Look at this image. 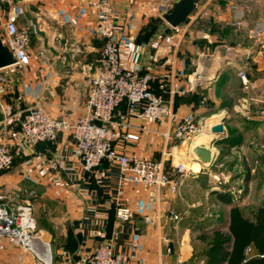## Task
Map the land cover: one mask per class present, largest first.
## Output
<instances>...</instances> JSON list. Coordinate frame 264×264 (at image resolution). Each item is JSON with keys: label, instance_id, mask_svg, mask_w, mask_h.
Masks as SVG:
<instances>
[{"label": "crops", "instance_id": "obj_1", "mask_svg": "<svg viewBox=\"0 0 264 264\" xmlns=\"http://www.w3.org/2000/svg\"><path fill=\"white\" fill-rule=\"evenodd\" d=\"M92 1L15 0L23 8L18 25L31 36L30 62L0 69L6 86L0 95V129L5 125L9 129L8 134L0 133V143L9 144L15 155L11 169L0 173V191L17 201L21 200L10 192L21 185L39 187L41 197L63 193L59 197L68 209L65 224L76 220L78 238L72 243L65 226L56 235L45 231L54 249V264H66L73 257L80 260L107 243L137 264H204L206 242L200 235H210L221 226L227 230L228 212L234 204L253 218L264 199V32L258 38L250 34L264 24V0H202L178 31L163 19L155 1L111 0L123 63L149 72L153 91L171 102L179 117L194 113L207 123L210 115L226 112L223 99L233 95L234 80L245 91L238 100L248 111L235 107L236 114L225 121L226 135L217 142L230 150L220 162L236 159L233 150L243 155L244 170L239 166L245 174L243 190L232 183L220 188L213 178L221 172L213 168L216 163L205 171L187 167L180 172L177 153L184 152L183 159L189 162L192 143L166 140L162 132L168 122L141 116L140 104L133 113L127 102L117 108L111 125L116 149L163 160L171 179L178 183L174 192L167 186L154 193L141 183L123 181L114 161L104 160L93 172L86 171L75 156V140L68 131L61 132L54 143L20 142L15 115L37 100L54 117L74 119L82 113L88 82L98 70L104 46L95 29L98 11L89 5ZM4 34L0 21V35ZM240 70L247 73V83ZM256 88L259 93L251 95ZM127 134L139 139H127ZM49 158H58L63 165L51 171ZM233 161L230 168L238 169L240 163ZM181 184H187L185 191ZM213 190L231 192L233 203L217 200ZM121 205L131 207L130 220L117 218ZM17 248L19 256L3 257L0 264H42L30 252Z\"/></svg>", "mask_w": 264, "mask_h": 264}, {"label": "built area", "instance_id": "obj_2", "mask_svg": "<svg viewBox=\"0 0 264 264\" xmlns=\"http://www.w3.org/2000/svg\"><path fill=\"white\" fill-rule=\"evenodd\" d=\"M158 3L161 11L168 9L177 0H149ZM98 11L95 29L104 40L102 55L98 70L88 82L87 101L82 113L74 118L52 116L40 100L26 107L16 116L20 124V142L35 145L40 142H56L59 134L68 131L75 140V156L82 162L86 171L93 172L104 160L116 162L122 172V180L145 185L153 193L170 186L176 191L178 183L173 181L163 160H155L137 155L119 152L113 144L115 134L111 125L114 123L117 108L123 103L129 104V111H135V105L140 104V114L153 121H166L168 128L162 132L166 140H193L199 135L205 124L197 119L194 113L179 117L171 102L152 89V75L125 66L119 43L120 28L114 18L116 15L111 0H95L89 4ZM233 8H237L235 4ZM23 14V8L15 0H0V21L5 28L3 42L17 59L15 64L23 67L30 62L29 48L30 32L20 28L18 19ZM178 31V27H172ZM264 32V24L250 31L252 37L258 38ZM239 75L244 83L248 82L245 70ZM6 86L0 76V95L4 94ZM239 110L247 112L245 105L240 104ZM2 135L8 134L7 125L0 129ZM127 139H139L138 135L127 134ZM264 149V144L262 145ZM14 152L7 143H0V173L8 170L14 163ZM48 167L57 171L63 165L58 158H49ZM183 171L182 164H177ZM214 179L220 180L218 175ZM213 188H218L213 186ZM33 206L26 201L14 200L7 192L0 191V237H7L14 246L22 247L44 264H54L51 244L42 241L37 231V222L33 216ZM175 215L174 212L171 213ZM116 216L120 221H128L132 217L129 206H118ZM48 244L51 250L49 260L43 257V245ZM169 252L171 249L168 250ZM66 264H137L126 260L117 254L113 244L99 246L88 256L75 260L67 258Z\"/></svg>", "mask_w": 264, "mask_h": 264}, {"label": "rangeland", "instance_id": "obj_3", "mask_svg": "<svg viewBox=\"0 0 264 264\" xmlns=\"http://www.w3.org/2000/svg\"><path fill=\"white\" fill-rule=\"evenodd\" d=\"M185 23H183V24H185ZM253 72H254V74H256L255 70H253ZM242 93L245 94V91H243V89L241 90V86H240L239 82L234 80L233 92H232L233 95H231V97H224V99H223V102L224 101H232L233 104H234V102L236 103L233 105V108L231 111L225 110L227 112L226 121L227 120L229 121V119H228L229 116L233 117V115L236 114L237 111L235 110V107L238 108V110H239V107H237V106L241 104V102H240L241 100L239 101L238 97H240V95ZM250 93H251V95L255 96L256 94L259 93V90L256 88L255 90H251ZM239 112H241V111L239 110ZM218 114H221V113H218ZM213 115H216V114H213ZM213 115H210V117H212ZM16 117H15V119H16ZM209 120H211V119L208 118L207 122ZM16 121H18V120L16 119ZM211 121L214 122L215 120H211ZM203 123L207 126L206 128L208 131L209 123H206V122H203ZM189 141L191 144L194 141V139L189 140ZM220 143L216 144V150H217V152H219V156H218L219 158L216 162L215 167H213V168H216L218 170L216 172L221 171L220 173H218L220 180L215 179L216 184L218 182L219 187L221 188L222 184H228L229 185V183H232L234 185L236 184V186H239V185L242 186L241 190H243V187H244L243 176H245V174L243 173V176H242V173H240V171L242 172V170H240L241 168H239V166H242V169L244 170L243 164H242L243 163L242 162L243 161V155L240 154L238 152V150H236V151L233 150L234 152H231V153L233 154L232 156L236 159H232V161L229 160L228 164L226 161L227 159H224L223 162H220V161H222V159L224 158L226 153L230 152V150H227V148L225 146L223 148L222 144H220ZM229 149H230V147H229ZM183 153L184 152H180L181 157H182ZM177 156L178 157L176 159V163H179L182 159L179 157L180 156L179 154H177ZM188 160H189V164L187 167L192 168L193 171H199V170L205 171V170H207L201 164L196 162V160L193 158V155L192 156L190 155L188 157ZM233 160H235V162L237 164L240 163L237 167L238 169H231L230 168V165H232L231 163L234 162ZM198 164L200 166L199 170H197L199 168ZM187 167H184V168H187ZM206 178L207 177H205V179ZM233 179H234V181H233ZM234 185L232 186V189L239 191L238 188L237 189L233 188ZM180 188L182 191L183 190L185 191L187 188V184H181ZM13 191L14 192H10V193L15 198H17L18 200H21V201L29 202L33 206V212H34L33 216L37 222V231L42 237H44L45 241L49 242V239H47V234L45 233V231L50 232L53 235H56L57 233H59V230L61 228H63L64 226L67 227V233H68L67 236L69 237L70 241L72 243H73L72 240L76 241V239L78 238L77 237V230H76V228H77L76 220L71 221L68 225L65 224L66 223L65 218H67V210L68 209H67V205H66L65 201H63V199L61 200V198L59 197V196H62L63 193H61L60 191L56 192V193L51 192V194L49 196L45 195V196L41 197V194H40L41 191L39 190V187L35 188V186H29V185H26V186L21 185L20 187L19 186L14 187ZM4 192H7V191H4ZM224 218H225V215L223 214V219ZM0 240H2L4 242V243H2L4 245H2V247H1L3 250L2 251L0 250V259H2L3 257L6 258V257H14V256L20 255L19 252L14 249V248H16V249H18V248L15 247L11 243L9 238L0 237ZM49 243L51 244V241ZM52 252L54 254L53 248H52ZM40 262L42 264H44L42 261H40Z\"/></svg>", "mask_w": 264, "mask_h": 264}, {"label": "trees", "instance_id": "obj_4", "mask_svg": "<svg viewBox=\"0 0 264 264\" xmlns=\"http://www.w3.org/2000/svg\"><path fill=\"white\" fill-rule=\"evenodd\" d=\"M232 108V101L223 102L222 109L231 111ZM248 182L249 176L246 178L247 185ZM212 193L225 204L233 203L229 191L213 190ZM228 217L227 230L221 226L210 235H200V239L206 242L202 252L204 264H264V199L253 218L245 216L238 204L231 206Z\"/></svg>", "mask_w": 264, "mask_h": 264}, {"label": "water", "instance_id": "obj_5", "mask_svg": "<svg viewBox=\"0 0 264 264\" xmlns=\"http://www.w3.org/2000/svg\"><path fill=\"white\" fill-rule=\"evenodd\" d=\"M202 0H177L172 3L168 9H163L161 16L172 27H179L192 17L194 12L201 5ZM16 57L12 51L4 44L0 35V69L15 65ZM227 113L223 112L220 120L210 127V133L213 136L207 137L206 143L195 141L191 145V154L196 161H199L204 168L210 169L217 161L219 152L216 150V144L226 135L225 121Z\"/></svg>", "mask_w": 264, "mask_h": 264}, {"label": "bare ground", "instance_id": "obj_6", "mask_svg": "<svg viewBox=\"0 0 264 264\" xmlns=\"http://www.w3.org/2000/svg\"><path fill=\"white\" fill-rule=\"evenodd\" d=\"M221 116H222V114H216V115H213L212 117H210V119L211 120H216V121H219L220 120V118H221ZM211 120H209L207 123H209V126H208V131H207V126L205 125L204 126V129H203V131L199 134V135H197L196 137H195V139H194V141L192 142V144L191 145H193V144H195L196 142V140H197V142L198 141H202V142H205L206 143V140L205 139H207V137H210V136H213L211 133H210V127L215 123V121L213 122V121H211ZM190 152H191V148H190ZM177 154H179L180 156V158L182 159L181 160V162H179V163H177V164H182L183 165V167H187L188 166V164H189V162H187L185 159H183V157H184V155L185 154H183L182 155V157H181V154L180 153H177ZM190 155L192 156V154L190 153ZM186 156V155H185ZM197 163H199V164H201L199 161H196ZM199 164H198V166H199ZM202 165V164H201ZM192 169V168H191ZM200 169V166H199V168L197 169V170H199ZM42 238H44V237H42L41 236V239ZM42 241H43V239H42ZM39 245H43V255L45 254L46 256L44 257L45 259H47V260H49L50 258H51V252H50V246L48 245V244H42L40 241H39Z\"/></svg>", "mask_w": 264, "mask_h": 264}]
</instances>
